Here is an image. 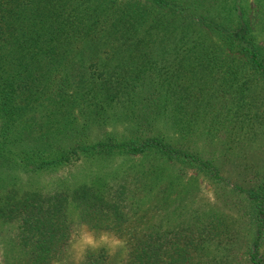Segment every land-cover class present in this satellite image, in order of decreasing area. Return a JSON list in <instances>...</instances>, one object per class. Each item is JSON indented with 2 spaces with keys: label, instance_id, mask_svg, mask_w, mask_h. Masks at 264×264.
Instances as JSON below:
<instances>
[{
  "label": "trees",
  "instance_id": "16d2710c",
  "mask_svg": "<svg viewBox=\"0 0 264 264\" xmlns=\"http://www.w3.org/2000/svg\"><path fill=\"white\" fill-rule=\"evenodd\" d=\"M263 102L264 0H0V168L38 172L121 153L149 159L133 177L161 172L162 161L192 168L242 196L253 227L245 264H264V178L232 182L217 151L199 149L185 128L191 114ZM111 114H131L130 130L93 133ZM161 120L184 131L167 134ZM94 178L0 193V226L15 234L8 264H53L77 217L127 235L122 264H162L167 254L169 264H203L195 232L216 219L178 227L173 240L158 228L138 233L120 224V195ZM104 260L88 250L84 264Z\"/></svg>",
  "mask_w": 264,
  "mask_h": 264
},
{
  "label": "rangeland",
  "instance_id": "374dc122",
  "mask_svg": "<svg viewBox=\"0 0 264 264\" xmlns=\"http://www.w3.org/2000/svg\"><path fill=\"white\" fill-rule=\"evenodd\" d=\"M76 115L82 118L81 114ZM130 115L111 114L110 121L102 128L93 127L92 131L127 132L130 130ZM191 115V122L185 130L192 133L191 139L199 149L217 151L223 173L232 182L245 184L251 179L264 178V102L258 107L239 110L237 114ZM156 127L172 136L184 131L169 120H161ZM144 157L130 153L114 154L106 160L83 157L38 172L0 168V193L10 187L18 191L39 189L54 192L77 183H90L97 175L101 177L99 181L103 182L102 189L106 193L116 191L117 196L120 195L123 208L121 226L138 233L158 228L165 230L164 239L173 240L178 227L202 226L214 218L216 220L210 230L195 232V238L202 246L200 259L203 264H206L204 259H208L207 264L247 263L245 252L253 227L243 207L242 196L235 194L231 185L213 182L202 172L172 161H162L161 172L154 170L133 177L134 170L150 166L149 159ZM10 226L13 228L11 224L0 226V264H8L16 254L9 252L15 242L14 229ZM72 228L64 253L53 264H84L88 250L103 253L106 264H122L127 252V235L121 237L107 229H92L78 217L74 219ZM82 231L93 233L97 238L101 233L113 234L125 241V246L114 253L107 247L81 251L73 244ZM164 244L169 245L167 242ZM261 249L264 254V238ZM172 258V255H165L162 264H169Z\"/></svg>",
  "mask_w": 264,
  "mask_h": 264
},
{
  "label": "clouds",
  "instance_id": "9594fccd",
  "mask_svg": "<svg viewBox=\"0 0 264 264\" xmlns=\"http://www.w3.org/2000/svg\"><path fill=\"white\" fill-rule=\"evenodd\" d=\"M124 246L125 241L113 234L101 233L97 238L93 233L87 231L80 232L78 239L73 244L74 248H78L81 251L87 248L96 250L101 247H107L111 253H114L117 249L123 248Z\"/></svg>",
  "mask_w": 264,
  "mask_h": 264
}]
</instances>
